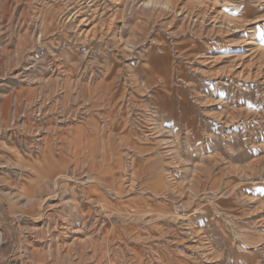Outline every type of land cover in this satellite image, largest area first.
Returning a JSON list of instances; mask_svg holds the SVG:
<instances>
[{
	"label": "rangeland",
	"instance_id": "374dc122",
	"mask_svg": "<svg viewBox=\"0 0 264 264\" xmlns=\"http://www.w3.org/2000/svg\"><path fill=\"white\" fill-rule=\"evenodd\" d=\"M0 264H264V0H0Z\"/></svg>",
	"mask_w": 264,
	"mask_h": 264
},
{
	"label": "bare ground",
	"instance_id": "6f19581e",
	"mask_svg": "<svg viewBox=\"0 0 264 264\" xmlns=\"http://www.w3.org/2000/svg\"><path fill=\"white\" fill-rule=\"evenodd\" d=\"M244 43H245V42H244ZM247 43H248V42H247ZM253 46H254V45H253ZM252 49H253V48H252ZM252 49H251V51H252ZM253 52H254V51H253ZM255 53H256V52H255ZM253 56H254V55H253ZM244 58H245V57H244ZM245 61H246V60H245ZM241 69H242V68H241ZM241 69H240V70H241ZM249 71L251 72V70H249ZM244 75H245V73H244ZM249 77H250V76H249Z\"/></svg>",
	"mask_w": 264,
	"mask_h": 264
}]
</instances>
